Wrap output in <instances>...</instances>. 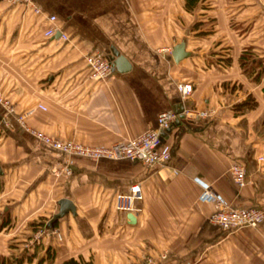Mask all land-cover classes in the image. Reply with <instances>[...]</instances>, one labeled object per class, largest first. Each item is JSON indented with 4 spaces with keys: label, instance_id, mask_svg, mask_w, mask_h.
<instances>
[{
    "label": "crops",
    "instance_id": "0c3cea01",
    "mask_svg": "<svg viewBox=\"0 0 264 264\" xmlns=\"http://www.w3.org/2000/svg\"><path fill=\"white\" fill-rule=\"evenodd\" d=\"M31 1L37 11L0 0V94L12 105L10 114L0 106V256L22 257L20 264H127L147 256L151 264H264V219L225 232L208 221L212 204L197 201L209 186L235 207L264 210V0ZM47 15L65 38L42 35ZM110 47L128 67L91 78L86 57L107 59ZM244 50L249 66L260 60L247 72ZM180 81L192 85L187 98L176 89ZM178 103L212 112L162 130L169 156L151 166L66 161L12 119L42 104L26 116L30 127L108 145L154 127L156 114ZM232 162L246 169L242 187L229 176ZM130 183L142 195L132 224L112 206ZM61 198L73 214L52 219ZM38 225L47 234L34 236Z\"/></svg>",
    "mask_w": 264,
    "mask_h": 264
},
{
    "label": "built area",
    "instance_id": "2783aa9c",
    "mask_svg": "<svg viewBox=\"0 0 264 264\" xmlns=\"http://www.w3.org/2000/svg\"><path fill=\"white\" fill-rule=\"evenodd\" d=\"M9 3H25L29 7L37 11V7L32 4L31 0H7ZM46 25L42 29V35L49 37L58 32V37L65 38V35L58 31L55 26V17L47 15ZM89 66V76L93 79L105 78L110 70V62L100 54H90L86 57ZM176 89L180 97L187 98L192 92V85L187 81L176 83ZM0 106L6 114H10L11 109L4 102L0 95ZM37 107L43 108L41 104ZM212 110L204 108L200 110L184 109L181 111L183 117L197 119L199 117H208ZM178 118V113L172 108L159 111L155 116V126L146 128L132 138L117 139L108 145H87L73 140H61L56 137L45 136L37 131H27L21 122V116H15L13 119L24 131L30 133L36 140L45 144L54 151L65 156L66 161L70 157H82L88 160H96L98 158L106 159H128L130 161H138L145 166L154 164H162L169 156L168 148L162 145L160 141V133L168 128L174 120ZM63 172L68 173L69 168L64 163ZM229 176L232 181L239 187L246 183V169L239 162H232L228 168ZM142 195L138 183H130L125 189L116 191L113 196L112 206L114 210L120 212H130L136 216L140 212L139 202ZM198 202L210 203L213 210L208 215V221L217 225L225 232L234 231L243 227H256L264 219V210L256 207H235L219 199L209 186H205L197 197ZM49 227V226H48ZM51 233L58 237L57 231L52 228ZM47 234V227L43 226L34 236ZM150 257H143L139 261L129 262L127 264H151Z\"/></svg>",
    "mask_w": 264,
    "mask_h": 264
},
{
    "label": "water",
    "instance_id": "95a60500",
    "mask_svg": "<svg viewBox=\"0 0 264 264\" xmlns=\"http://www.w3.org/2000/svg\"><path fill=\"white\" fill-rule=\"evenodd\" d=\"M180 53L182 52V46L179 45L176 48H174V53ZM107 59L110 62V65L117 71H122L125 68L128 67V64L126 63L125 58L119 54L113 47L109 48V54L107 55ZM172 109L178 113V118H182L183 114L181 113L183 107L182 103H178L176 105L172 106ZM178 119L174 120V122H177ZM1 173V170H0ZM57 211L52 215V219H56L60 217L64 212L69 211L70 213L73 214V206L71 202L66 199V198H61L57 200ZM125 221L127 223H134L135 222V217L133 214L130 212H125L124 214Z\"/></svg>",
    "mask_w": 264,
    "mask_h": 264
},
{
    "label": "trees",
    "instance_id": "16d2710c",
    "mask_svg": "<svg viewBox=\"0 0 264 264\" xmlns=\"http://www.w3.org/2000/svg\"><path fill=\"white\" fill-rule=\"evenodd\" d=\"M250 57L251 56H249L247 54L246 50L242 51V53L240 55V65H241L242 69L245 72H247L248 69H250L251 67L257 66L260 63V60H256V62H254V64H251L249 66V64H250L249 62L251 61L250 60ZM239 105H243V106L249 107V106L252 105V102L249 103L247 101H244L243 103H240ZM31 227L34 228L35 225H31ZM21 259H22V257H18V258H14V259H9V258L0 256V264H20ZM61 264H79V263L76 262L73 259H67V260L63 261Z\"/></svg>",
    "mask_w": 264,
    "mask_h": 264
},
{
    "label": "rangeland",
    "instance_id": "374dc122",
    "mask_svg": "<svg viewBox=\"0 0 264 264\" xmlns=\"http://www.w3.org/2000/svg\"><path fill=\"white\" fill-rule=\"evenodd\" d=\"M0 95H1V94H0ZM1 97L4 99L5 104H6L7 106H9V108L11 109V112H12V105H11V103H9L8 100L5 99L2 95H1ZM41 105H42V104H41ZM42 107H43V108H39V107H37V105H35V107L29 109L26 113H24V114H19V115H17V116H21V122L23 123V126L27 128V131H29V130H31V131H37V132H40V133H42L43 135L47 136V134H45V133H43V132H41V131H38V130H36V129L30 127L29 125H27V123H26V121H25L26 116L29 115L30 113H32L35 109H39V110H44V109H45V107H44L43 105H42ZM15 116H16V115H15ZM15 116H14L12 119H14ZM9 123H10V122H9V119L7 118V115L4 116V117H3L2 124H3L4 126L8 127V126L10 125ZM38 226H39V227H43V225H38Z\"/></svg>",
    "mask_w": 264,
    "mask_h": 264
}]
</instances>
